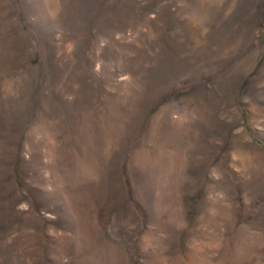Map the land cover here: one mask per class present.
<instances>
[{
  "label": "rangeland",
  "instance_id": "obj_1",
  "mask_svg": "<svg viewBox=\"0 0 264 264\" xmlns=\"http://www.w3.org/2000/svg\"><path fill=\"white\" fill-rule=\"evenodd\" d=\"M0 264H264V0H0Z\"/></svg>",
  "mask_w": 264,
  "mask_h": 264
}]
</instances>
